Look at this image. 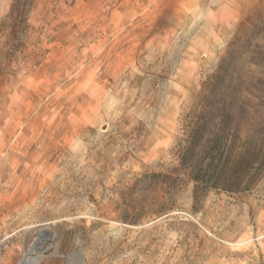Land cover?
<instances>
[{"label": "rangeland", "instance_id": "374dc122", "mask_svg": "<svg viewBox=\"0 0 264 264\" xmlns=\"http://www.w3.org/2000/svg\"><path fill=\"white\" fill-rule=\"evenodd\" d=\"M0 230V264H264V0H0Z\"/></svg>", "mask_w": 264, "mask_h": 264}, {"label": "built area", "instance_id": "2783aa9c", "mask_svg": "<svg viewBox=\"0 0 264 264\" xmlns=\"http://www.w3.org/2000/svg\"><path fill=\"white\" fill-rule=\"evenodd\" d=\"M34 201L37 205L48 206L50 200H49V194L47 188L40 189ZM7 239H8V235L4 231L0 230V248L4 245Z\"/></svg>", "mask_w": 264, "mask_h": 264}, {"label": "bare ground", "instance_id": "6f19581e", "mask_svg": "<svg viewBox=\"0 0 264 264\" xmlns=\"http://www.w3.org/2000/svg\"><path fill=\"white\" fill-rule=\"evenodd\" d=\"M37 226H38V225H37ZM28 228H29L28 226H22V227H20V228H17V229L13 232V234L19 232L20 230H26V229H28ZM40 229H41V228H40Z\"/></svg>", "mask_w": 264, "mask_h": 264}]
</instances>
